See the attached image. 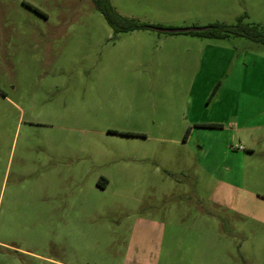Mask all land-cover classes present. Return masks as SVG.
I'll use <instances>...</instances> for the list:
<instances>
[{
    "label": "rangeland",
    "instance_id": "374dc122",
    "mask_svg": "<svg viewBox=\"0 0 264 264\" xmlns=\"http://www.w3.org/2000/svg\"><path fill=\"white\" fill-rule=\"evenodd\" d=\"M110 2L0 0V264H264V44L154 28L264 0Z\"/></svg>",
    "mask_w": 264,
    "mask_h": 264
},
{
    "label": "trees",
    "instance_id": "16d2710c",
    "mask_svg": "<svg viewBox=\"0 0 264 264\" xmlns=\"http://www.w3.org/2000/svg\"><path fill=\"white\" fill-rule=\"evenodd\" d=\"M92 1L95 7L102 12L108 24L112 27L115 33L129 32L152 27V25L147 22L141 21L134 17H126L120 14L111 4L110 0ZM29 6L36 11H40L33 5ZM246 16V14L239 16L234 23L214 22L211 23L206 30L193 31V33H201L204 36L216 38H225L229 37L230 35L245 36L264 44V25L258 22L248 21L246 20ZM219 85L220 81L217 82L213 90V94Z\"/></svg>",
    "mask_w": 264,
    "mask_h": 264
},
{
    "label": "water",
    "instance_id": "95a60500",
    "mask_svg": "<svg viewBox=\"0 0 264 264\" xmlns=\"http://www.w3.org/2000/svg\"><path fill=\"white\" fill-rule=\"evenodd\" d=\"M209 26L203 27H185V28H163V27H154L159 31H167V32H188V31H203L206 30Z\"/></svg>",
    "mask_w": 264,
    "mask_h": 264
}]
</instances>
